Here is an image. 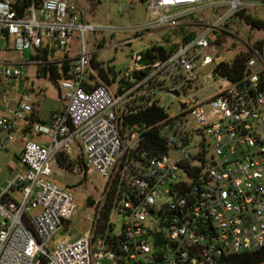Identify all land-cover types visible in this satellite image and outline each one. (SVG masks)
<instances>
[{"label":"built area","instance_id":"1","mask_svg":"<svg viewBox=\"0 0 264 264\" xmlns=\"http://www.w3.org/2000/svg\"><path fill=\"white\" fill-rule=\"evenodd\" d=\"M145 4L147 18L137 29H174L180 21H196L197 29L185 31L163 60L138 64L135 53L132 72L144 73L118 81L112 91L96 85L92 56L99 47L92 42L88 49L84 37L112 29L86 21L75 0H0V49L31 50L22 63L36 68L71 64L68 76L57 81L65 105L48 120L30 124L28 71L20 63H0V88H11L15 81L24 88L16 105L0 117V151H7L18 132L24 135L23 169L0 185V264L41 259L44 264H222L227 254L264 247V26L260 50L246 62L240 80L221 77L223 84L206 101L184 94L180 113L168 112L157 124L166 153L146 158L142 152L145 161L121 160L124 152H136L141 139L135 127L122 125V116L160 105L148 94L162 80L180 77L179 86L167 92L181 96L179 90L185 92L195 79L194 69L218 75L223 60L216 56L217 34L234 35L227 24L241 11L261 13V18L252 16L264 22V0ZM75 33L76 52L68 45ZM6 94L1 91L3 99ZM31 134L46 141H35ZM76 154L85 174L118 184L113 209L122 225L114 231L120 236L116 245L96 237L92 228L73 240H55L76 209L72 193L50 181L52 166L58 156Z\"/></svg>","mask_w":264,"mask_h":264},{"label":"rangeland","instance_id":"2","mask_svg":"<svg viewBox=\"0 0 264 264\" xmlns=\"http://www.w3.org/2000/svg\"><path fill=\"white\" fill-rule=\"evenodd\" d=\"M78 5L86 9L85 19L88 22L102 24L112 31L102 33H85V44L89 49L92 42L96 43L99 49L92 56L101 67L111 68L116 73V82L111 83L108 87L114 91L117 87V82L122 77L123 73H132L134 66L132 56L136 52L144 51L147 47L153 44L164 45L179 41V38L185 31H192L197 28L196 21H180L174 29H161L156 32H147L146 29H137V26H142L147 18L145 0H77ZM88 9L92 12L89 14ZM221 10H211L208 17H214ZM252 15L261 18V13H253ZM196 18V17H195ZM204 18H206L204 16ZM194 25V26H193ZM188 26V27H187ZM192 26V27H191ZM187 27V28H186ZM185 28V29H184ZM227 28L234 35H228L225 32H219V42L222 46L220 50H216V56L221 57L223 61H231L234 56L240 52L250 50L252 46L259 41L260 30L252 29L243 19L237 15L229 20ZM77 37L75 33L73 40ZM71 38V39H72ZM79 38V36H78ZM77 44V40L75 41ZM73 42L72 44H74ZM170 42V43H169ZM69 47L71 42L68 43ZM31 50L12 51L0 49V61L17 60L26 62L32 55ZM55 56L58 59L60 53L55 50ZM254 56V55H253ZM198 63H195L197 65ZM14 63L9 66L13 67ZM22 70L28 71V88H45L40 96L26 92L31 98L33 110L39 109L40 113H46L55 105H58V87L48 76L40 77L36 74V67L22 63L18 65ZM260 70V67L256 70ZM195 79L192 80L190 87H186V91L180 89L181 96H174L167 92L171 88L179 86L181 83L180 77H172L162 80L159 84L153 86L149 91L148 97L157 100L160 106L166 108L167 112L180 113V99L184 94H193L200 101H206L210 96L217 92V87L221 86L224 80L219 75H210L202 73L198 74L199 69H194ZM23 83V82H22ZM15 88H22L20 81H15ZM33 99V100H32ZM37 101H40L37 105ZM58 109V108H57ZM3 112H0L2 115ZM45 115V114H42ZM40 119V118H38ZM42 137V136H40ZM38 142H44V137L37 139ZM20 144L11 142L9 144V152L4 154L0 151V163L7 164L14 158V153L19 154ZM78 151V149H76ZM74 159L75 168L77 171L66 170L59 167L57 164L52 166V175L50 181L64 189H68L73 196L72 204L75 207V213L71 216L68 222V230L63 231L67 236H81L85 234L94 225L95 208L102 203L103 190L107 179L100 174H84L83 163L81 156L76 154ZM91 198L93 205H88L87 200ZM110 222L113 225V231H119L122 225L121 216L113 209L110 215ZM57 235V234H56ZM55 240H70L60 239L55 236Z\"/></svg>","mask_w":264,"mask_h":264},{"label":"trees","instance_id":"3","mask_svg":"<svg viewBox=\"0 0 264 264\" xmlns=\"http://www.w3.org/2000/svg\"><path fill=\"white\" fill-rule=\"evenodd\" d=\"M237 16L244 20V22L252 29L260 30L264 26V22L249 13L239 12ZM189 36L183 37L187 39ZM216 43H220L217 40ZM177 46L176 43L167 45L153 44L147 47L144 51L136 52V61L138 64H148L154 60H163L167 55L172 52ZM260 50V41H257L250 50L240 52L234 56V58L227 62L222 61L218 65L217 74L231 81H238L242 78L243 71L246 62L253 57ZM70 61H60L53 64L40 65L36 68V74L40 77L48 76L54 83L60 78L67 77L70 71ZM92 67L97 70L98 80L96 85L109 86L111 83L116 82V73L111 68H103L100 64L92 58ZM143 71H133L131 74L123 73V77L119 80V83L124 82L128 78H138ZM168 116L167 110L158 105L156 102L140 107L135 112H128L122 116V125L128 128L135 127L141 136L139 147L136 152H124L121 160L126 158L134 161L145 159L141 158L140 154L146 152V158L158 157L167 151L165 144V138L158 127V123L165 120ZM39 119L31 115L29 117L30 124L38 122ZM29 124V125H30ZM26 130V129H25ZM121 164H123L121 162ZM57 165L66 170H74V159L63 156H58ZM85 174V173H84ZM120 190L115 180L111 183L107 182L103 190V200L100 206L95 208L94 212V225L93 232L96 237H104L107 243H113L114 245L120 239V236H115L113 231V225L110 222L111 211L113 210L114 198L116 193ZM88 205L92 206L93 200L89 198L87 200ZM44 260L41 259L38 264H44ZM222 264H264V247L246 252L231 253L223 256Z\"/></svg>","mask_w":264,"mask_h":264},{"label":"crops","instance_id":"4","mask_svg":"<svg viewBox=\"0 0 264 264\" xmlns=\"http://www.w3.org/2000/svg\"><path fill=\"white\" fill-rule=\"evenodd\" d=\"M76 1V3H77V0H75ZM78 4V3H77ZM79 6V8H80V11L82 12V14H83V16H84V18H85V16H86V9L84 8V7H82V6H80V5H78ZM92 12V10L91 9H88V13L90 14ZM150 32H156V31H150ZM77 40V37L75 38V40H73V38L70 40V42H71V45H70V47L72 48V50L74 51V52H76L75 51V49H76V47H77V44H76V41ZM73 42H75L74 44H72ZM170 43V42H169ZM168 44V43H167ZM159 45H164L163 43H161V44H159ZM220 48H221V46H220ZM218 50V49H217ZM0 63H14V64H18V63H20V64H22V60L21 61H19V60H17V61H15V62H11V61H0ZM20 64H18V65H20ZM31 66V65H30ZM16 87V85H12L11 86V88H0V112H3L2 113V115H0V117L1 116H4V115H6L7 114V112L11 109V108H13L15 105H16V102H17V99H18V97H19V95H20V93L22 92V90L24 89V88H15ZM45 88H26V90H28L30 93H32V94H38V95H40V96H45L44 94H42L43 93V91H45L44 90ZM2 90H5L6 91V97L3 99L2 97H1V91ZM59 90V92H58V98H59V103H58V105H55L52 109H50L48 112H46V113H40L39 112V110H40V107L41 106H38L39 107V109H34L33 110V112H32V115L34 116V117H37V118H40L39 119V121L41 122V121H46V120H48V118L50 117V115H51V113L54 111V110H56L57 108L59 109V108H62L64 105H65V101L62 99V97H61V94H62V90H60V89H58ZM33 100V99H32ZM39 102L40 101H37V105L39 104ZM42 114H45V115H42ZM28 136V135H27ZM40 136H42V137H40ZM29 137H31L33 140H35V141H37V139H39V138H43L44 137V142L46 141V137L44 136V135H41V134H31ZM23 140H24V135L23 134H21V133H19L18 132V136L16 137V139L14 140V141H12V142H17V143H19L20 144V147L18 146V148H19V154L18 155H16L15 153H14V158H11V161L10 162H8L7 164H3V163H0V185L1 184H4L5 183V180L7 179V178H9L13 173H15L16 171H18V170H22L23 169V165L21 164V162H20V160H19V156H20V154H21V150H22V145H23ZM11 143V142H10ZM9 143V144H10ZM9 146V145H8ZM9 148V147H8ZM7 148V151H1L2 153H4V154H7L8 152H9V149ZM73 159V158H72ZM73 171H77L76 170V168H74V170ZM13 195H15V196H18V194H16V193H14ZM69 222V221H68ZM68 222L57 232V238H60V239H70V240H73V239H75V238H77V237H79V236H74V237H71V236H67L66 234H65V232H63V231H67L68 230V227H67V225H68Z\"/></svg>","mask_w":264,"mask_h":264},{"label":"water","instance_id":"5","mask_svg":"<svg viewBox=\"0 0 264 264\" xmlns=\"http://www.w3.org/2000/svg\"><path fill=\"white\" fill-rule=\"evenodd\" d=\"M217 49L220 50V49H221L220 46H218ZM206 71H207V70H206V68H205V69H204V72H206ZM171 93L174 94L175 96L178 95V92H177V91H171Z\"/></svg>","mask_w":264,"mask_h":264}]
</instances>
